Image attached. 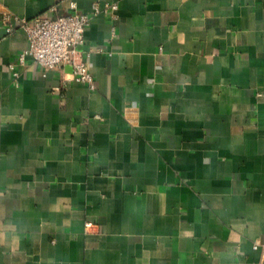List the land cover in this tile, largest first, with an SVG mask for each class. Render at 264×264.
<instances>
[{"label":"crops","instance_id":"obj_1","mask_svg":"<svg viewBox=\"0 0 264 264\" xmlns=\"http://www.w3.org/2000/svg\"><path fill=\"white\" fill-rule=\"evenodd\" d=\"M75 10L95 90L20 65L4 21ZM263 241L264 0H0V264H264Z\"/></svg>","mask_w":264,"mask_h":264},{"label":"built area","instance_id":"obj_2","mask_svg":"<svg viewBox=\"0 0 264 264\" xmlns=\"http://www.w3.org/2000/svg\"><path fill=\"white\" fill-rule=\"evenodd\" d=\"M95 14L102 11L108 13L115 12L118 5L105 4L104 9L100 4L93 6ZM4 21L7 23V33L11 34L17 28L23 29L28 36V48L18 56V63L25 65L27 59H32L39 64L45 71L60 69L68 65L72 68L71 75L73 80L79 84L87 85L91 90L96 89L93 75L89 68V58L93 53L102 52L97 48L83 54V47L86 44V31L91 22V16L84 12L73 11L69 15L58 18L47 16H37L33 19L17 16L13 13H6ZM82 48V50H81ZM16 64L9 65L15 82L20 78V72L16 69ZM90 224H87L89 226ZM262 248L264 252V241L255 248Z\"/></svg>","mask_w":264,"mask_h":264}]
</instances>
